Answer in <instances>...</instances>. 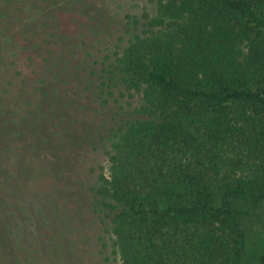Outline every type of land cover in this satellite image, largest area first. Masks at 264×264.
<instances>
[{
  "label": "trees",
  "instance_id": "16d2710c",
  "mask_svg": "<svg viewBox=\"0 0 264 264\" xmlns=\"http://www.w3.org/2000/svg\"><path fill=\"white\" fill-rule=\"evenodd\" d=\"M37 1L23 26L34 32L26 48L39 50L56 3ZM153 1V15L125 17L123 45L94 69L100 106L117 89L141 93L139 107L89 124L74 114L87 107L81 91L55 81L33 129L0 130V264H70L83 206L107 220L119 264H264V0ZM64 2L71 37L102 23L88 0ZM99 134L106 172L76 183L73 151ZM29 179L36 211L22 201ZM20 214L34 228L15 239Z\"/></svg>",
  "mask_w": 264,
  "mask_h": 264
},
{
  "label": "rangeland",
  "instance_id": "374dc122",
  "mask_svg": "<svg viewBox=\"0 0 264 264\" xmlns=\"http://www.w3.org/2000/svg\"><path fill=\"white\" fill-rule=\"evenodd\" d=\"M33 1L36 5L35 11L41 8L37 0ZM54 1L56 6L45 10V25L38 26V31H36L40 35L45 34L46 42L39 50H36L26 48L24 44L34 37V32L27 31L23 26L24 21L29 17L27 13H29L28 7L32 3L31 0L25 2L13 0L14 4H21L20 9L9 3L5 4V0H0V130L8 129L11 132L16 131L15 129L19 131L27 128L33 129L39 115L46 112V110L43 112L42 106L38 107L37 103L43 104L48 99L47 88L55 81L64 83L66 90L77 88L81 91L83 98H80V101L82 99L86 102L87 107L74 114L80 119L87 117L89 124H103L106 119L111 122L114 115H116L114 120L118 122L142 104L141 93L135 91L120 93L114 89L113 95L109 97V103L106 106H100V101L97 100V74L103 57L123 45L127 28L125 17H141L144 13L153 15L154 1L88 0L90 5L88 9L91 10L89 13L101 17L102 23H97L95 26L92 24L89 27L90 32L87 29L88 26L85 25L87 21H85L83 24L86 27L83 25L84 28H81L77 37H71L77 25L72 21L73 14H69V10L66 12L64 2L66 0ZM15 8L19 10L18 13L13 12ZM18 27L19 29L16 30ZM23 29L27 33L22 32ZM58 32L69 34V38L65 41L66 50H63L64 47L58 43L61 37L57 35ZM66 62H70V65H65ZM95 68H97V74L94 71ZM55 73L58 79L54 78ZM36 85L41 89L40 93L35 91ZM43 91L45 95H42ZM68 96L78 98V95ZM33 107L36 108L35 113L31 114ZM81 127L86 129V125ZM105 136L99 134L96 143H88L91 145L82 148L74 147L76 150L72 154L69 172L72 178L78 179L76 183L81 180L84 185L90 186L100 169L106 167V150L104 149L106 142L101 141V137L105 138ZM32 182V179L25 181L26 188L25 192L22 191L25 193H23L22 201L36 211L35 205H38V200L34 198L35 202H31L30 192L32 193L37 185ZM38 185L40 187L41 184L38 183ZM76 201L72 199V206L78 202ZM81 214L82 217L75 220L74 224L78 232L72 234L74 240H77L79 251L74 255L70 264H119L110 246V235L106 233L107 220L100 216L95 219L85 206ZM22 217L20 214V218L17 217L10 223V229L13 231L11 234L13 238L15 236V239L18 235H24L27 230L33 231L34 228L30 219H27L25 215Z\"/></svg>",
  "mask_w": 264,
  "mask_h": 264
}]
</instances>
